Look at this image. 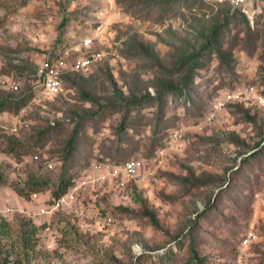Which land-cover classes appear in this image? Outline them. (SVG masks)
Here are the masks:
<instances>
[{
    "label": "rangeland",
    "instance_id": "374dc122",
    "mask_svg": "<svg viewBox=\"0 0 264 264\" xmlns=\"http://www.w3.org/2000/svg\"><path fill=\"white\" fill-rule=\"evenodd\" d=\"M65 51L96 60L46 93ZM0 77V204L27 210L0 216V264H264L263 3L0 0ZM131 158L124 187L34 213L30 173L44 197L65 159L80 179Z\"/></svg>",
    "mask_w": 264,
    "mask_h": 264
},
{
    "label": "built area",
    "instance_id": "2783aa9c",
    "mask_svg": "<svg viewBox=\"0 0 264 264\" xmlns=\"http://www.w3.org/2000/svg\"><path fill=\"white\" fill-rule=\"evenodd\" d=\"M234 6H244L253 3H263L264 0H227ZM92 43V37H84L82 39V45L89 47ZM69 51L56 56H52L43 65L36 86L49 94H58L63 87V75L68 70L75 72L88 73L96 60L94 54L83 55L77 57L68 64ZM2 79L0 77V83ZM15 89L18 85H13ZM230 96L239 97V94H232ZM221 103V102H220ZM34 158L38 159L39 155L34 154ZM141 160L138 158H131L122 163H114L109 160H95L91 163L90 168L92 173L90 178L83 177L77 179L68 189L57 197H48L47 195L42 197V193L38 191L31 192V200L37 203L35 214L43 215L54 213L55 211L71 206V204L78 198V196L84 191L86 186L91 182H109L117 187H124L127 184V180L130 177H135L140 168ZM16 212H27L23 207L20 209L11 205L0 204V216L8 218ZM256 238V234L253 231H249L244 239V244H248L250 241Z\"/></svg>",
    "mask_w": 264,
    "mask_h": 264
},
{
    "label": "trees",
    "instance_id": "16d2710c",
    "mask_svg": "<svg viewBox=\"0 0 264 264\" xmlns=\"http://www.w3.org/2000/svg\"><path fill=\"white\" fill-rule=\"evenodd\" d=\"M236 7H241V6H236ZM31 95L32 93H29L28 96H31ZM69 146L71 147V143L69 144ZM71 152H72V149H69V153ZM66 160L67 159H65L63 166L60 168L58 177L53 182V187H51V189H48V192H47L48 197H57L60 194H63L68 189V187L72 185L78 179L74 177L73 175L74 173L71 170V168L65 164ZM49 182H50L49 176L41 177L39 175L30 173L25 182V186L28 187L30 190L43 193V191L38 190V188H48ZM23 190L24 189L22 187L17 188V192L22 195H23ZM172 256H173V252L171 251H166L165 253L158 255L160 261H162L163 259H169ZM182 264H204V262L200 257H198L196 252L193 251V249L191 248L190 255L187 257V259Z\"/></svg>",
    "mask_w": 264,
    "mask_h": 264
}]
</instances>
